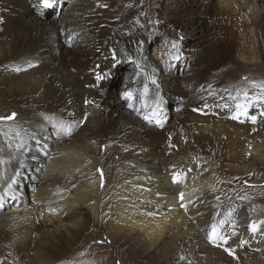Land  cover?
Returning a JSON list of instances; mask_svg holds the SVG:
<instances>
[{"label":"bare ground","instance_id":"1","mask_svg":"<svg viewBox=\"0 0 264 264\" xmlns=\"http://www.w3.org/2000/svg\"><path fill=\"white\" fill-rule=\"evenodd\" d=\"M188 1L169 26L171 41L195 39L193 22L205 12L197 0ZM81 2L87 7H80ZM128 2L116 9L119 0H81L52 39L53 28L20 12V0H0V117L17 114L15 120L0 121V145L6 149L0 157V264H62L64 249L82 240L78 251L85 253L91 241L99 239L108 244L102 245L106 259L101 258V264H224L216 254L229 255L225 248H231L233 259L255 235L250 226L240 230L250 224L241 222L244 212H233L236 188L223 178L263 182L264 115L254 109L259 123L249 128L247 116L232 119L240 111L236 106L247 101L231 93L203 94L206 66L194 75L184 72L183 78L172 82L173 77L163 73L168 69L167 53L157 61L142 53L138 14L124 6ZM248 3L247 60L237 58L260 65L264 64V0ZM197 9L199 14H193ZM65 40L73 42L74 50H60ZM239 43L227 44V53L236 49L242 55L246 46ZM217 52L211 55L219 63ZM112 54L132 66L117 95L108 96L103 90L109 85L104 80L114 64ZM97 75L104 80H97ZM175 91L196 114H190L182 130L160 137L144 118L160 124V110L166 111ZM129 93L137 99L131 107L122 103ZM262 107L264 103L260 107L264 113ZM183 113L180 110L178 117ZM45 117L79 125V136L69 143L54 142L38 128ZM196 132L201 141L192 142ZM156 139L162 140L164 150ZM207 143L215 156L206 155ZM164 153L166 161L156 164ZM38 164L43 172L37 170ZM31 171L36 174L31 177L33 185L27 186L25 175ZM175 174L179 183L172 182ZM5 188H9L7 196H3ZM220 198L226 199L228 210L216 206ZM212 228L227 238V245L210 240Z\"/></svg>","mask_w":264,"mask_h":264},{"label":"rangeland","instance_id":"2","mask_svg":"<svg viewBox=\"0 0 264 264\" xmlns=\"http://www.w3.org/2000/svg\"><path fill=\"white\" fill-rule=\"evenodd\" d=\"M20 1H21L20 3L21 5L19 4L20 12L26 13V15H28L27 17L31 21H39V22L47 23L49 26H51L55 32L53 33L51 38L54 39V35L60 32L61 31L60 29H62L65 26L64 22L70 21L69 20L70 15L74 12L75 7L79 4L78 2H80L81 0H54L52 7H45L41 3V0H20ZM122 1L124 2V0H119L116 9H119V6L121 5L120 3H122L123 5ZM197 1L200 5H202L199 8L200 11L203 10L205 13L207 10L209 11H207L206 14L204 13L203 16H200V18L199 16L195 18L193 22L194 26L192 25L194 28L193 33L195 39L193 40L189 38L185 43L182 42L180 43L179 41H171L168 38V34H169V26L174 21L175 14L178 12L179 8L183 7L184 5L190 4V1L188 0H129L128 3L130 4L128 5L127 3L124 6L125 7L127 6L128 9H133L134 11H136V15L138 14L137 18H139L138 20L140 22L139 25L141 29L140 33H141V37L144 39L142 44V53L145 56H147V58L151 59V61H157L156 58L159 57L158 59H160L165 53H167V56H169V58L167 57L168 60L166 63L168 69L163 71L165 76L168 77L170 76L171 78L173 77L172 82H175V79L177 81L178 77L183 78V76L185 75L184 72H187V74L190 73L194 75L196 72H198L200 66L203 67L206 66L207 71L203 79L206 82L204 83V81H202V87L203 90L205 91H202V93L216 94V96L222 95V93H231V94L239 95L237 96V98H239L240 101H245V102L247 101V105L253 102L250 105V109L247 110L248 112L247 128L258 125L259 122L255 124H253L252 122L250 123V117L251 116L257 117V115L254 114L255 112L254 109L259 110V115L260 113H263V111L261 112L260 107L264 103V64H260V65L255 63L248 64L247 61H241V59L237 58L238 56L240 57L243 56V58L247 60V15L250 14V11L249 10L247 11L248 9L247 6L249 4L248 2H250L251 0L250 1L249 0H243V1L242 0H197ZM60 2H62L61 5ZM80 5H79L80 7L83 6L87 7V4L84 2H81ZM204 5L205 6L207 5L206 6L207 8ZM199 9H197V12L199 11ZM195 10L196 8L194 9L193 7H191V11H195ZM8 11L9 9H6V12ZM193 14L198 15L199 12ZM180 30L181 32L183 31L182 26L181 27L179 26L177 29L178 32L177 34L179 35H181ZM178 36H177V40H178ZM256 36L257 39H259L260 41L262 40L261 31H258ZM234 41H239L240 42L239 45L246 46L245 48L246 51L242 52V55L241 52H238L236 49L233 50L234 53L231 55L230 53H227L226 51L227 46L232 45ZM192 45H194L196 49L194 48V46L192 48L191 47ZM61 47H62L60 49L61 51L65 50L66 48L69 50H74L73 42L68 40H65V42L61 44ZM202 50L204 53L202 52ZM213 50L218 51L217 53L222 59L221 62L219 63L215 62V58L213 57V55H211L213 53ZM169 52L170 55H168ZM122 54L126 56L124 53ZM114 55L115 54H112L110 56L111 60L114 63L111 66L110 73L107 75V78L105 80L101 78V82L104 80V84H106L107 82L109 83L108 87L104 88L103 90V93L107 94L108 96H115L120 91V89L123 86V83L128 78L127 72L129 71L130 68L129 66L131 65L130 62L126 60V58L123 57L117 58V54L115 55V59H113ZM229 88L232 90H229ZM126 95L123 97L122 103L125 104L127 102L129 103V105H134L135 103H137V99L134 93L130 99L128 98V96L126 97ZM170 97L172 98V100L170 99V101H168V103L165 104L166 111L164 109L160 110L161 113L160 124H158L159 122L154 123L151 120H147L146 119L148 118L147 116L144 118V122L148 126L151 127L153 126L156 128V130L159 133L158 136L160 137L163 132L167 134L168 131L182 130V127L190 121V114L191 116L196 114L195 111L193 112V109L191 111V109L186 107L188 106V101L185 99V97H180L176 95V91L173 92V94ZM262 108L264 109V107ZM1 109L2 108L0 107V110ZM182 109L184 110L183 116L178 117V114ZM189 110L191 111V113ZM162 113L165 114V116ZM208 116L210 115H202L201 118H209ZM59 119L58 118L49 119L45 117L43 118L44 123L39 125L38 128H40L42 132H46L49 137L51 136L50 137L51 140H53L56 143L65 142V141L69 143L74 139H76L79 136L78 134H80L81 127H79V125L76 124L74 125L71 122L64 123V120L62 119L61 121L63 122H61ZM210 129L212 130V127H210ZM190 135L191 134H189L187 130H185L184 128V136L190 139L189 137ZM199 137H200V133L196 132L194 135L191 136L192 142L201 141ZM210 138H211L210 141H212L213 136L211 135ZM156 142L159 149H161V151L164 150L162 140L156 139ZM5 150L0 145V151H1L0 157L4 158V156H2V153ZM102 151H103V147L100 149V155H102L103 153ZM156 151H158V148ZM206 155L208 157L210 155L212 156L216 155L215 151L208 145V143H207ZM167 156L168 154L164 153L163 158H160L156 164L158 165L163 164L166 161ZM23 165L24 164H21V166ZM40 165L41 164H38L37 170L43 172L44 168L41 167ZM8 170L12 171V168L8 167ZM97 173L100 175L98 169H97ZM263 173L262 175L264 176ZM35 174L36 173L34 171H31L30 175L28 174L25 175V179L27 180L25 184L27 186L33 185V180L31 179V177ZM228 179L229 178H223V182H225V184H227L228 186L234 187L233 189L236 188L235 194L237 197L235 198L234 202H231L233 205L235 204L234 206L237 205L236 210H234L233 212H238V213L244 212L246 215L245 214H244L245 216L243 215L241 222H247L248 220V223L250 224L248 226L241 225L242 229L239 227L240 230H247V227L249 226L251 227V224H254L257 230L256 232H254L255 235L251 236L252 238L249 237L245 241V243H243V246L241 247V251L239 253L240 255H238L237 257L232 259V257L226 255L225 253L216 254L215 252L213 254L214 255L216 254L217 258L223 261L224 264H264V180L262 183L254 184L246 179L233 178L231 179V181H228ZM258 189H261V192L253 191ZM8 191L9 188H5L3 196H7ZM30 195H31L30 192H28L25 195L27 200L31 198ZM225 200L226 199L224 198L218 199L216 202V206L219 209L221 208L223 210L224 209L228 210L230 208V205L227 204ZM257 201L258 204H255V202ZM95 234L98 236V238H100L101 236L100 231H96ZM81 241L82 240H79V244ZM105 244L108 245L102 239H99L97 241L92 240L90 245L85 248L86 249L85 253H79L80 251H78L79 250L78 245H74L72 248L64 249L63 253H64L65 261L62 264H81V263L97 264L96 263L97 261L99 262V264H101L102 262L101 258H103L104 260L106 259V255L104 254L106 253V249L102 246ZM96 246L103 247L104 249L99 248L100 249L99 250L98 248H96ZM215 250L219 251V249L218 248L216 249V247ZM100 251L103 254H100L101 253ZM103 255L105 256L102 257ZM196 256H198L199 259L202 258L201 254H197Z\"/></svg>","mask_w":264,"mask_h":264},{"label":"snow or ice","instance_id":"3","mask_svg":"<svg viewBox=\"0 0 264 264\" xmlns=\"http://www.w3.org/2000/svg\"><path fill=\"white\" fill-rule=\"evenodd\" d=\"M41 3L45 6V7H52L53 6V3H54V0H41ZM113 59H115V55L113 56ZM17 71H19V69H17ZM96 79L99 80L101 79V77L99 75L96 76ZM128 98L130 99L131 98V94L129 93L128 94ZM87 103V102H86ZM129 107H131V105H129ZM237 109L240 110L237 112V115L233 116L232 119L234 120H237L239 119L240 115H245L247 116L248 112H247V108H248V105L247 104H244V105H241V104H238L237 106ZM16 113H12L11 115H8V116H4V117H0V121H12V120H15L16 119ZM262 115H264V113H262ZM250 120L253 124L256 123V120H257V117L256 116H251L250 117ZM98 171L100 172V180H101V188H103L104 186V179H103V170L102 169H98ZM173 183H179V174H175L173 176V180H172ZM179 198H180V201H181V206L182 207H185V205L183 204V201H184V193H180L179 194ZM251 230L252 232H256V226L253 224L251 226ZM210 239H212L213 242H216V241H221L223 244L227 245L228 244V240L226 237H223V236H220L215 228L213 229V232H212V235L210 237ZM225 251H227L229 253V255H233V251L231 250V248H225Z\"/></svg>","mask_w":264,"mask_h":264}]
</instances>
